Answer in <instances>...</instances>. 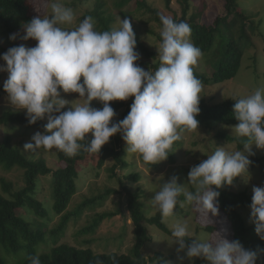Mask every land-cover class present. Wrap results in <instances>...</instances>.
I'll list each match as a JSON object with an SVG mask.
<instances>
[{
	"label": "clouds",
	"instance_id": "clouds-1",
	"mask_svg": "<svg viewBox=\"0 0 264 264\" xmlns=\"http://www.w3.org/2000/svg\"><path fill=\"white\" fill-rule=\"evenodd\" d=\"M50 15H37L24 28L25 40L34 47L9 48L0 60V71L7 72L3 90L10 105L25 110L28 123L47 119L44 131H37L23 151L56 149L68 157L81 151L98 154L109 139L121 134L126 152L139 154L150 165L165 161L175 142L187 131L197 130L203 83L194 75L202 51L191 41V25L161 15L160 43L156 48L159 66L145 70L137 61L136 35L128 18H117L119 27L98 31L93 17H85L75 28L73 9L60 0H48ZM10 40H15L12 34ZM82 80V82H81ZM61 93L78 94L80 103L68 105ZM133 97L128 115L113 122L116 113L110 102ZM75 100V101H77ZM99 101L101 108L92 107ZM237 124L234 131L243 138V150L217 147L207 159L193 166L187 184L178 185L173 175L159 186L150 200L162 218L174 216L179 198L193 205L208 221L219 213L218 196L223 186L237 177L248 176L251 146L264 149V87L237 99L233 106ZM91 133L92 139L86 142ZM250 219L256 234L264 240V186L253 187ZM173 242L185 249L191 234L186 223H177L171 232ZM264 251V250H261ZM187 258H201L208 264H257L256 251L246 249L239 240L229 241L213 232L204 241L192 239ZM29 264H41L39 255L28 257ZM96 264H103L97 260Z\"/></svg>",
	"mask_w": 264,
	"mask_h": 264
},
{
	"label": "trees",
	"instance_id": "trees-1",
	"mask_svg": "<svg viewBox=\"0 0 264 264\" xmlns=\"http://www.w3.org/2000/svg\"><path fill=\"white\" fill-rule=\"evenodd\" d=\"M75 1L79 0H73L68 5L75 7ZM108 1H115L117 3L116 7L121 9L130 0H96L94 8L91 11H87L83 18L88 16L93 17L96 21V29L98 31L112 29L114 18L110 13V8L106 7ZM132 1L134 2L132 8L140 7L145 9L152 15V19L162 26L159 17L164 14L153 9L148 5L146 0ZM162 2L166 8H169L171 0H162ZM189 8V5L185 6L179 17L171 10L168 12L173 15L172 18L176 22L184 21L191 25L192 31L190 39L194 45L201 49L202 53L211 52L213 54L210 56L213 70L211 75L206 77L196 71H194V75L205 86L232 80L241 67L244 55L242 46L239 43L241 38L236 39L232 29L237 22L248 20L247 17L239 11L235 0H225L227 15L224 18L216 17L215 21L210 25L187 21V10L189 11ZM227 16H232V20L225 24L224 22ZM34 17L35 15L29 12L27 0H0V29L3 34L10 36L20 28L24 30L23 26ZM135 35L136 51L145 59H151L153 63L146 64L145 66L155 70L159 66L158 53L150 51L142 43L137 32H135ZM218 36L222 40L216 45L214 43ZM160 39V35H158V40L160 41ZM0 91L7 96L1 84ZM236 100H225L213 106H208L203 100H200V112L196 117L199 121L198 128L204 127L212 129L215 127L214 125L235 126L237 121L233 115V106ZM132 102L133 100L126 104L110 102L115 112L122 110L119 121L128 115ZM119 121L113 120V122ZM15 124L23 125L40 132L44 131L45 125L42 120H38L35 124L30 125L26 114L19 112L6 111L0 115V125ZM214 138L216 140L225 139L234 142L237 150H241L245 142L243 138L229 136L223 133H217ZM113 142V146L102 147L97 155L81 151L74 157H68L64 153L53 149L59 163V167L54 170L47 167L42 159H29L18 148L12 146L10 138L6 137L0 142V169L6 172L12 169L21 170L23 182V187L16 190L13 188L11 182L0 178V250L3 253L2 255L0 254V264H9L7 261L9 255L17 258V261L15 260L12 264H29L28 257L37 254L40 257L41 264H96L97 260L103 261V264H168L171 257L165 256L161 252H155L152 256H145L143 254L151 243V235L149 233L151 227H155L162 234L172 237V231L166 223L168 218H162L158 211L153 216L149 215L150 209L144 211L145 204L142 200L145 199V191L137 188L133 192L127 185L141 182V173L129 170L130 167H134L135 165L134 161L126 158V152L123 147L125 143L120 133L114 135ZM180 145V140L173 144L170 154L166 159L170 165L175 164V150ZM93 156H95V162L92 160ZM252 158L257 163L264 162V156L259 158L253 156ZM109 159L113 161V167L109 169V172L111 178L117 181L119 190L105 188L103 193L84 199L76 209L71 211L72 213H67L73 197L79 191L77 181L80 179L81 171L91 169L98 173L103 168L104 163ZM91 160L93 162L90 164L89 161ZM139 160L152 170H159L162 166V163L147 164L142 160L140 155ZM199 163H196L194 166ZM116 170H127V172L119 175L115 173ZM173 175L178 178V174ZM45 176L50 177L53 212L55 215L61 216L60 222L52 230H47L45 209L36 196L38 180L40 177ZM189 190H193L190 184ZM213 190L219 191V213L216 217H212L210 214L212 218L209 217L210 221L204 216H201L205 218V220H202L204 223H199L195 232H213V227L211 226L215 221L214 219H220L226 229V239L229 241L239 240L246 249L257 252V261L264 262V251H261L264 250V240H261L256 234L254 223L247 225L238 213L239 205L245 203L251 204L252 193L246 191L235 192L230 186H223L220 189L213 188ZM111 194L123 195L127 213L134 228V245L130 254H120L117 252L99 254L95 253L91 248H76L66 243L54 245L47 252H39L40 249L38 250V246L41 244L48 245L47 239L49 237L50 241L57 240V236L64 231L71 216L79 215L86 207L93 208L96 204H102ZM183 201H185L184 197L181 196L177 207L179 205L182 206ZM28 212H33L35 218L38 220H29L26 218ZM119 213L120 211L111 212L94 218L83 232H94L101 220L112 218ZM124 232L125 229L123 228L119 236L117 235L120 237V240L124 238ZM186 239L185 246L191 244L194 238ZM203 261L204 259L196 258L192 264H201Z\"/></svg>",
	"mask_w": 264,
	"mask_h": 264
},
{
	"label": "rangeland",
	"instance_id": "rangeland-1",
	"mask_svg": "<svg viewBox=\"0 0 264 264\" xmlns=\"http://www.w3.org/2000/svg\"><path fill=\"white\" fill-rule=\"evenodd\" d=\"M73 0H60L66 7L73 9L75 15V21L72 25H64L66 28H75L78 26L84 18L87 11H91L94 8L96 0H79L75 1L76 6L72 7L70 4ZM148 5L158 12L166 15L173 16L168 11L175 12L177 16L182 12V9L189 5V11L187 10V21H195L199 24L210 25L215 21L216 17L224 18L226 14L225 0H171L169 8H166L162 0H146ZM235 4L239 11H241L248 20L239 21L233 27L232 31L236 39H240L239 43L242 46L244 55L242 58L241 67L237 75L230 81L215 84V85H203L200 100H203L206 105L213 106L220 102L230 99H240L247 95L252 94L257 88L264 87V0H235ZM29 12L32 15H50V7L48 6V0H27ZM134 2L132 0L121 9H118L115 1H108L106 7L110 8V13L114 18L112 28L119 27L117 18L121 20L128 18L132 22L133 31L137 32L142 43L149 48L150 51L157 53L160 41L158 35L162 26L152 19V15L145 9L140 7L132 8ZM225 24L232 20V16L225 18ZM243 29V30H242ZM240 30V31H239ZM13 34L16 35L15 40H10L9 35L3 34L0 29V55H3L9 48L24 45L25 47H34L36 41L23 39L25 33L23 29H18ZM222 38L216 37L215 43L218 44ZM140 54V53H139ZM211 52H205L198 64L194 67V71L197 73L209 77L213 72L210 62ZM137 63L145 70H150L151 67L145 66L146 64H152L151 59H145L140 55V60ZM4 62L0 60V67H3ZM7 72L0 71V84L3 85L7 79ZM82 82V80H81ZM62 98L66 99L69 103L61 111H67L70 109L72 103H80L77 100L78 94L61 93ZM77 100V101H75ZM133 100V97H129L127 101H113L114 103H129ZM92 107L101 108L103 105L99 101H92ZM6 111L19 112L26 114L25 110H18L13 108L8 100V97L0 91V115ZM122 110L115 112L116 115L113 118L114 121H119ZM43 123H47V119H42ZM212 129L197 128V130L187 131L182 135L181 145L175 150V164L170 165L166 160L159 162L162 166L159 170H152L146 167L140 160L139 154H129L126 152V145L124 144V150L126 158L134 161V167H130L129 170H133L136 173H141L142 180L138 184H127L131 191H135L137 188H141L145 191L146 196L142 202L145 204V210H149V215L153 216L156 210L152 207L150 200L153 198L154 193L158 190L159 186H162L173 176L178 174V185L186 184L189 190V184H187V176L189 170L198 162L207 159V155H210L215 151L217 147H226V150H237L234 142L227 141L225 139L216 140L214 137L217 133H223L229 136H236L234 126L226 125H214ZM37 132V130L28 128L23 125H0V142L6 137L10 138L12 146L18 148L29 159L44 160L47 167L51 169H57L59 163L56 154L53 149L51 150H39V154H33L23 151V145L30 141L31 137ZM92 139L91 133H89L85 140L90 142ZM114 136L109 139V142L104 146H113ZM102 146V147H104ZM243 150V148L241 149ZM251 165L248 169V176L237 177L234 179L230 187L235 192L246 191L252 193L253 187L264 186V162H255L252 158L264 156V149H257L255 145L251 146ZM95 162V156L92 157ZM89 161L91 164L93 161ZM113 167L112 159L107 160L103 168L97 173L91 169L81 171L80 179L77 181L79 188L78 193L73 197L71 205L67 209V213H72L77 206H79L84 199L91 198L95 195L103 193L105 188H114L119 190L118 183L115 179L111 178L109 169ZM127 170L118 171L115 173L121 175L126 173ZM0 178L12 183L14 189H20L23 187L22 171L18 169H12L11 171H3L0 169ZM37 199L41 201L45 209V220L47 230H52L60 222L61 216L55 215L52 209L51 199V186L50 177H40L38 180ZM179 205L174 209V216L169 217L167 226L171 231L177 223H186L188 225L191 237L204 241L211 237L213 232H220L222 237H226V229L222 225L220 219H214L213 232L198 231L195 232L199 223H204V217L199 214L193 207L185 203ZM250 204H241L238 206V213L242 216L245 223L250 225L253 221L250 219ZM182 207L181 209H179ZM120 213L112 218L101 220L95 228L94 232H83L96 217H101L103 214L118 212ZM209 217L211 218L210 214ZM26 218L29 220L37 219L33 212H28ZM212 219V218H211ZM38 220V219H37ZM41 220V219H40ZM213 222V221H212ZM204 226V225H203ZM125 229L124 238L120 240L119 234ZM133 226L130 222L129 215L127 213L123 195L111 194L102 204H96L93 208H84L79 215L71 216L64 231L57 236V240L50 241V237L47 239L48 245H39V252H47L54 245L66 243L76 248H91L95 253H111L117 252L120 254H130L134 245ZM151 235V243L148 245L147 250L143 252L145 256H152L155 252H161L165 256H170L168 264H192L196 258L189 259L185 256V251L179 249V245L173 242V238L159 232L155 227L149 229ZM211 234V235H210ZM118 235V236H117ZM190 237V238H191ZM2 255V250H0ZM17 261V258L8 256L7 261L9 264ZM201 264H208L204 260ZM257 264H264L263 261H257Z\"/></svg>",
	"mask_w": 264,
	"mask_h": 264
}]
</instances>
